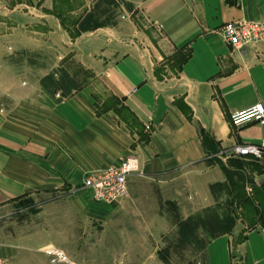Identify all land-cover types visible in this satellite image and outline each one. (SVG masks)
<instances>
[{
  "label": "crops",
  "instance_id": "obj_1",
  "mask_svg": "<svg viewBox=\"0 0 264 264\" xmlns=\"http://www.w3.org/2000/svg\"><path fill=\"white\" fill-rule=\"evenodd\" d=\"M104 4L116 20L78 29ZM240 19L264 24V0H0V209L35 206L0 257L57 264L49 247L58 264H137L136 231L153 239L167 212L179 223L225 199L231 229L205 239L199 264H264V157L228 156L264 138L229 125L264 108V42L233 51L217 32ZM129 155L124 199L92 203V173Z\"/></svg>",
  "mask_w": 264,
  "mask_h": 264
},
{
  "label": "rangeland",
  "instance_id": "obj_2",
  "mask_svg": "<svg viewBox=\"0 0 264 264\" xmlns=\"http://www.w3.org/2000/svg\"><path fill=\"white\" fill-rule=\"evenodd\" d=\"M97 14H99L98 19L97 17L93 18V21L100 25L112 22L118 17L117 10L110 4L101 6ZM93 21L91 19L92 23ZM60 83L64 89L72 86L64 75L61 76ZM47 85L53 86L52 83H47ZM220 204L221 202L212 211L201 210L198 213H193L179 226H176L179 220L178 216L173 212H167L165 214L168 222L167 231L153 239L142 238V231H136L135 256L128 257L127 260L137 261V264H199L205 239L227 230L231 218L236 214L233 207L229 208L230 204L227 200L224 199V202ZM34 210L35 206L28 198L0 209V243L2 245L11 244L9 241L14 239L15 221L26 218ZM155 234L157 235V233ZM158 255L160 259H158Z\"/></svg>",
  "mask_w": 264,
  "mask_h": 264
},
{
  "label": "built area",
  "instance_id": "obj_3",
  "mask_svg": "<svg viewBox=\"0 0 264 264\" xmlns=\"http://www.w3.org/2000/svg\"><path fill=\"white\" fill-rule=\"evenodd\" d=\"M123 16L121 17V19ZM222 42L233 51L253 47L264 42V24L256 20L240 19L234 22H226L217 30ZM248 123L264 125V108L261 103L232 112L229 116V125L234 130H239ZM228 156L237 159L248 158L258 161L264 157V138L257 144L243 143L233 146ZM138 161L134 155H129L117 165L99 169L87 180L86 186L90 189L91 202L99 204H114L127 194L126 178L137 172ZM52 263H66L65 257L60 250L44 248L43 252ZM0 264H9L0 258Z\"/></svg>",
  "mask_w": 264,
  "mask_h": 264
},
{
  "label": "trees",
  "instance_id": "obj_4",
  "mask_svg": "<svg viewBox=\"0 0 264 264\" xmlns=\"http://www.w3.org/2000/svg\"><path fill=\"white\" fill-rule=\"evenodd\" d=\"M93 16H91V15H89V16H87L85 19H84V21H82V23H79V25H78V29H81L82 31H84V30H87V29H93V28H95V27H98V26H101L100 24H98V23H96V22H94L93 21ZM91 19H92V21H93V23L91 22ZM203 141L204 142H206L205 141V138H203ZM224 170V169H223ZM182 222H179L178 223V225L177 226H179V224H181ZM231 224H232V218H231V220H230V222H229V224H228V227H227V230H225V231H220V232H218V233H224V232H228L231 228ZM217 233V234H218ZM217 234H215V235H217ZM214 236V235H213ZM160 257V256H159Z\"/></svg>",
  "mask_w": 264,
  "mask_h": 264
}]
</instances>
